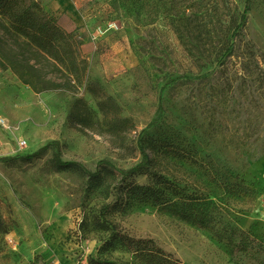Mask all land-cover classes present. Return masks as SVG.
Returning <instances> with one entry per match:
<instances>
[{
  "label": "rangeland",
  "instance_id": "obj_1",
  "mask_svg": "<svg viewBox=\"0 0 264 264\" xmlns=\"http://www.w3.org/2000/svg\"><path fill=\"white\" fill-rule=\"evenodd\" d=\"M35 1L74 34L79 68L68 83L38 64L43 86L35 90L7 64L8 47L0 53V264H147L131 251L103 249L108 231L96 218L181 264H264V0H248L231 58L218 55L224 29L246 0H145L138 10L130 0H70L74 10ZM26 57L24 66L35 65ZM56 157L106 175V186L148 184L125 174L145 165L199 191L221 225L254 241L219 242L132 200L107 212L114 190L58 169ZM226 170L255 189L252 198L211 182Z\"/></svg>",
  "mask_w": 264,
  "mask_h": 264
},
{
  "label": "trees",
  "instance_id": "obj_2",
  "mask_svg": "<svg viewBox=\"0 0 264 264\" xmlns=\"http://www.w3.org/2000/svg\"><path fill=\"white\" fill-rule=\"evenodd\" d=\"M144 2L145 0H130L131 5L137 10L142 8ZM247 10L248 0L245 1L244 10L241 13L238 15L232 13L229 16V23H227L223 33V45L218 53L223 58H231L235 55V43L238 38L243 42L245 13ZM73 38L74 34L63 30L55 15L46 11L38 1L0 0V53L5 52L6 50H2L8 47L12 53V58L9 59L7 64L16 71L23 82L29 84L33 89L38 90L40 88L42 90L43 86L40 81H36L39 78V70L34 71V67L38 64L43 63L45 66L52 68L51 72L60 74L61 77L68 80V83L67 76L72 75L74 72L77 73L79 67L74 64L75 57L69 47L70 43L73 42ZM245 46L248 48L249 44L245 43ZM28 54L34 56V58H30L33 59L35 65H29L28 63L24 66V61L20 60H27L26 56ZM248 54H252L251 47ZM74 82H76V78ZM65 85L67 86V83ZM54 86L57 87L58 85ZM45 149L46 146L40 148L37 153ZM141 154L142 157L146 158V152L142 147ZM54 160L60 170L87 175L91 182L95 181L94 187L101 189V192L113 189L111 202L103 205L107 212L108 209L116 210L119 207L126 206L128 201L132 200L139 204L156 206L188 224L209 230L219 242L223 241L236 247H247L254 241L248 242V236L251 235L247 232H238L233 230L232 227L221 225L209 209V203L205 197L198 193L199 191L188 189L185 186L180 187L175 181L147 169L145 165H139L125 174L127 176V174L131 175L138 172L139 175H145L149 179L148 184L140 185L128 182L123 185V179H120L113 186H110L109 183L106 186L104 182L106 175L101 176V173L88 172L80 164L62 162L58 157ZM100 165H102L103 170H106L108 163L103 161ZM196 166L200 167L199 164H196ZM110 173H112L111 176L118 173L122 176L125 175L118 170H113ZM234 178L239 179L237 176ZM232 179L233 173L226 170L220 176L215 173L211 182L218 187H222L229 195H237L236 193H238L239 198L253 197L255 189L242 185V180H238L239 183H234ZM124 189L125 193L123 192ZM105 197H109V191ZM104 220L102 222L98 218L93 220L96 227L108 231L102 246L103 249L119 247L131 251L141 257L147 264H181L153 245H149L150 241L130 238L117 231L112 222ZM90 263L116 264L112 261L100 260L90 261Z\"/></svg>",
  "mask_w": 264,
  "mask_h": 264
},
{
  "label": "crops",
  "instance_id": "obj_3",
  "mask_svg": "<svg viewBox=\"0 0 264 264\" xmlns=\"http://www.w3.org/2000/svg\"><path fill=\"white\" fill-rule=\"evenodd\" d=\"M58 2L59 3H57V5H60V6H62V7H71L73 10H74V5H72V2L70 1V0H62V2H61V0H58ZM58 7V6H57ZM57 7H55V8H52L51 7V10L52 11H55V10H57Z\"/></svg>",
  "mask_w": 264,
  "mask_h": 264
}]
</instances>
